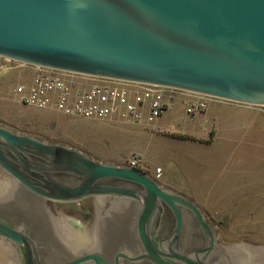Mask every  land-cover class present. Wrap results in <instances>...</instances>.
I'll return each instance as SVG.
<instances>
[{
	"label": "water",
	"instance_id": "water-1",
	"mask_svg": "<svg viewBox=\"0 0 264 264\" xmlns=\"http://www.w3.org/2000/svg\"><path fill=\"white\" fill-rule=\"evenodd\" d=\"M0 58L264 108V0H0ZM0 172V248L11 264L264 256L261 247L219 243L191 201L142 172L2 124ZM85 199L87 220L51 206Z\"/></svg>",
	"mask_w": 264,
	"mask_h": 264
},
{
	"label": "rangeland",
	"instance_id": "rangeland-1",
	"mask_svg": "<svg viewBox=\"0 0 264 264\" xmlns=\"http://www.w3.org/2000/svg\"><path fill=\"white\" fill-rule=\"evenodd\" d=\"M29 67L0 58V124L47 144L77 150L99 163L125 166L131 155H139L146 175L187 198L216 227L219 243L249 246V250L264 248V151L242 145L240 124L237 131L213 126L212 137L202 141L117 119L87 120L52 109L24 107L13 90L31 77ZM247 113L264 114V108H251ZM156 169L160 170L158 177ZM4 183L0 173V190ZM82 206L74 203L55 210L67 218L84 220L87 215ZM0 264H11L1 248ZM250 264H264V256L250 259Z\"/></svg>",
	"mask_w": 264,
	"mask_h": 264
},
{
	"label": "built area",
	"instance_id": "built-area-1",
	"mask_svg": "<svg viewBox=\"0 0 264 264\" xmlns=\"http://www.w3.org/2000/svg\"><path fill=\"white\" fill-rule=\"evenodd\" d=\"M32 69L31 82L14 88L16 101L24 107L52 109L67 117L117 119L126 125H143L153 129L156 120L172 108L175 100L180 101L189 121L204 114L211 101L218 100L166 87L41 67ZM168 132L172 133L171 130ZM125 166L140 172L146 170L143 158L135 154L127 159ZM155 174L160 176V170L156 169Z\"/></svg>",
	"mask_w": 264,
	"mask_h": 264
},
{
	"label": "crops",
	"instance_id": "crops-1",
	"mask_svg": "<svg viewBox=\"0 0 264 264\" xmlns=\"http://www.w3.org/2000/svg\"><path fill=\"white\" fill-rule=\"evenodd\" d=\"M29 70L31 77L26 79L24 84L31 82L32 67H29ZM251 108L255 107L220 100L211 101L204 114L189 121L180 101L175 100L172 108L156 120L153 129L162 133H168L171 130L177 134L207 141L214 134L213 126L218 127L219 130L221 127H227L237 131L240 124L243 134L242 145L249 146L252 151H264V114H248L247 110ZM236 112L243 113L235 114Z\"/></svg>",
	"mask_w": 264,
	"mask_h": 264
},
{
	"label": "flooded vegetation",
	"instance_id": "flooded-vegetation-1",
	"mask_svg": "<svg viewBox=\"0 0 264 264\" xmlns=\"http://www.w3.org/2000/svg\"><path fill=\"white\" fill-rule=\"evenodd\" d=\"M1 173V172H0ZM145 176H147L149 179H151V180H153L159 187H162V188H166V187H163V186H161V185H159L153 178H151L150 176H148V175H146V171H143L142 172ZM2 174V173H1ZM166 189H168V188H166ZM169 190H171V189H169ZM171 191H173V190H171ZM174 192V191H173ZM174 193H176V192H174ZM177 194V193H176ZM179 195V194H178ZM181 196V195H180ZM183 197V196H182ZM185 198V197H184ZM187 199V198H186ZM78 203H83V206H82V210H83V212L87 215L86 217H83V219L84 220H87V219H89V218H91V216H92V205H91V200L90 199H85V200H82V201H80V202H78ZM71 204H74V203H71ZM71 204H61V203H54V202H51V206H52V208H53V210L56 212V213H58V214H60V215H62V216H64L63 214H61L60 212H57V210H55L57 207H60V206H65V205H71ZM202 213V212H201ZM203 214V213H202ZM204 215V214H203ZM205 216V215H204ZM65 217V216H64ZM205 220L206 221H208L207 220V218L205 217ZM217 241H218V239H217Z\"/></svg>",
	"mask_w": 264,
	"mask_h": 264
}]
</instances>
